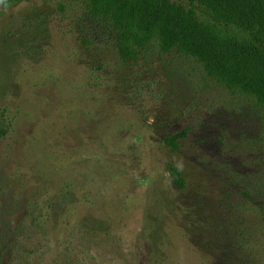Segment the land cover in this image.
Here are the masks:
<instances>
[{
    "label": "rangeland",
    "instance_id": "rangeland-1",
    "mask_svg": "<svg viewBox=\"0 0 264 264\" xmlns=\"http://www.w3.org/2000/svg\"><path fill=\"white\" fill-rule=\"evenodd\" d=\"M263 171L251 101L195 62H122L80 3L0 6V264H212Z\"/></svg>",
    "mask_w": 264,
    "mask_h": 264
},
{
    "label": "trees",
    "instance_id": "trees-1",
    "mask_svg": "<svg viewBox=\"0 0 264 264\" xmlns=\"http://www.w3.org/2000/svg\"><path fill=\"white\" fill-rule=\"evenodd\" d=\"M23 1L32 0H0V6ZM67 1L80 3L90 23L108 32L124 63L155 48L198 64L218 85L251 101L264 133V0H188V6L172 0ZM185 135L167 136L165 144L177 151ZM168 171L185 189L178 166L169 164ZM242 197L238 218L216 227L227 253L212 264H264V171Z\"/></svg>",
    "mask_w": 264,
    "mask_h": 264
}]
</instances>
